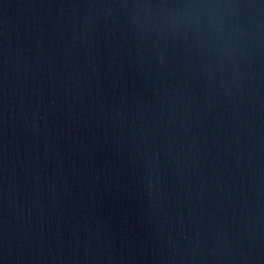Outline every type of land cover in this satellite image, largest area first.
Masks as SVG:
<instances>
[{"label":"water","instance_id":"1","mask_svg":"<svg viewBox=\"0 0 264 264\" xmlns=\"http://www.w3.org/2000/svg\"><path fill=\"white\" fill-rule=\"evenodd\" d=\"M0 264H264V0H0Z\"/></svg>","mask_w":264,"mask_h":264}]
</instances>
